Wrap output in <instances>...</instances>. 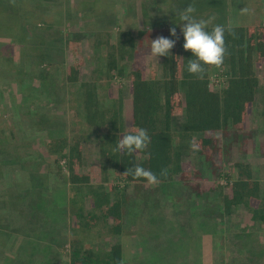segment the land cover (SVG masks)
<instances>
[{
  "label": "rangeland",
  "instance_id": "374dc122",
  "mask_svg": "<svg viewBox=\"0 0 264 264\" xmlns=\"http://www.w3.org/2000/svg\"><path fill=\"white\" fill-rule=\"evenodd\" d=\"M189 4L197 20L212 18L209 26L264 25V0H0V264H68V241L77 222L69 197L86 211L90 197L86 186L68 183L47 145L62 136L70 143L79 140L80 171L89 172L91 184L117 189L126 184L103 168L99 143L105 128L85 123L80 83L93 81L105 108L114 107L121 95L126 129L130 61L119 60L123 75L107 76V44L116 43L119 31H129L145 76L160 77L162 56L150 54L151 40L158 36L137 31L175 27L179 34V12ZM76 59L83 60L79 82L68 84L64 67ZM255 71L259 85L248 111L254 148L244 159L264 189V58ZM227 76L224 66L211 67V89L223 88ZM180 119L172 120L175 143ZM193 140L183 147L182 167L207 174ZM234 160L235 150L208 194L191 193L175 175L138 192L127 185L122 233L111 234L100 224L78 236L93 247L121 244L123 264H264V223L252 220L242 205L229 214L220 206L235 176ZM40 200L50 218L37 209Z\"/></svg>",
  "mask_w": 264,
  "mask_h": 264
},
{
  "label": "trees",
  "instance_id": "16d2710c",
  "mask_svg": "<svg viewBox=\"0 0 264 264\" xmlns=\"http://www.w3.org/2000/svg\"><path fill=\"white\" fill-rule=\"evenodd\" d=\"M4 19L0 18V24ZM3 24V23H2ZM1 24V25H2ZM225 29L226 53L223 64L227 71L226 84L218 91L209 85V70L206 66L202 79L187 72L191 56L183 49V35L176 31L170 35V28L138 30L139 36L154 34L176 41L168 56H162L160 77L145 76L141 68L133 36L129 31H119L116 43L107 44L109 50L105 63V74L112 72L123 75L119 60H129L130 112L129 125L125 129L123 99L117 97L114 107H102L93 81L81 82V109L86 124L105 128L99 143V153L104 169H112L116 177L126 182L121 188L106 186L104 182L91 184L89 172L80 171L83 163L81 141L70 143L65 137L51 140L47 145L50 155L55 157L59 169L65 171L71 186L88 188L91 207L86 211L77 204V199L70 198L76 207L70 213L76 218L72 229V238L68 241V264H123V251L119 243L108 248L93 247L80 232L102 226L111 234L123 231L125 208L129 201L127 185L139 191L147 185L143 178L134 179L124 172L128 168L141 166L151 170L158 177L159 183L168 181L172 175L191 193L208 194L215 190L214 182L220 178L224 163L233 150L235 176L230 182L229 191L220 196V206L224 214L238 206H244L254 221L264 223V189L259 180L252 175V170L245 156L254 148V131L250 127L248 111L253 103L259 79L256 65L264 58V25H221ZM213 26L207 27L211 31ZM83 60L76 59L65 65V80L68 84L79 82V73ZM264 116V111L262 112ZM180 115L178 140L175 143L172 120ZM144 128L150 137V143L143 151L131 154L117 151L116 145L124 134ZM217 132L219 134H217ZM198 145L194 150L204 162L207 174L199 168L185 170L181 163V154L185 143ZM138 155L139 158H138ZM63 162L60 166V162ZM264 172V168H263ZM264 176V173H263ZM105 179V177H104ZM105 181V180H104ZM112 192H116V197ZM37 209L42 217H49L48 206L40 200ZM74 230V231H73Z\"/></svg>",
  "mask_w": 264,
  "mask_h": 264
},
{
  "label": "clouds",
  "instance_id": "9594fccd",
  "mask_svg": "<svg viewBox=\"0 0 264 264\" xmlns=\"http://www.w3.org/2000/svg\"><path fill=\"white\" fill-rule=\"evenodd\" d=\"M196 8L193 4H189L181 12H179L180 31L183 35V49L191 52L194 59H190L187 65V72L196 76L198 79L203 78L207 67L219 68L223 64L226 47L224 32L225 29L221 25H214L211 31H207L208 25L212 18L208 20L194 17ZM248 9L241 10L242 14L247 13ZM170 35L176 36V28L169 29ZM174 39L164 36H158L151 40L150 54L157 58L160 56H168L170 49L175 45ZM150 143V137L144 128H136L133 132L124 134L119 139L116 150L126 151L131 154L133 151H143ZM193 150H198V145H192ZM126 175L132 176L134 179L143 178L147 181L149 187L159 183L158 177L151 170L141 166L128 168L124 172Z\"/></svg>",
  "mask_w": 264,
  "mask_h": 264
}]
</instances>
